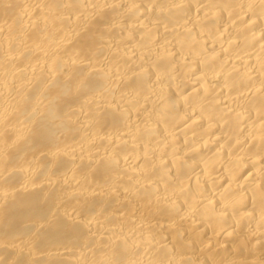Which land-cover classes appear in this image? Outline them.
Here are the masks:
<instances>
[{"label":"bare ground","instance_id":"6f19581e","mask_svg":"<svg viewBox=\"0 0 264 264\" xmlns=\"http://www.w3.org/2000/svg\"><path fill=\"white\" fill-rule=\"evenodd\" d=\"M0 264H264V0H0Z\"/></svg>","mask_w":264,"mask_h":264}]
</instances>
